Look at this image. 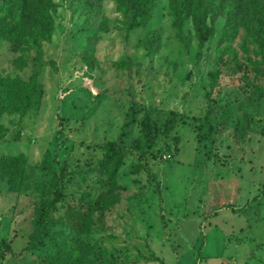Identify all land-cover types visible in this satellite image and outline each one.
<instances>
[{
    "label": "rangeland",
    "instance_id": "1",
    "mask_svg": "<svg viewBox=\"0 0 264 264\" xmlns=\"http://www.w3.org/2000/svg\"><path fill=\"white\" fill-rule=\"evenodd\" d=\"M36 1L0 7V77L44 91L0 114V264H264V14L158 0L129 31L117 0H50L45 40Z\"/></svg>",
    "mask_w": 264,
    "mask_h": 264
},
{
    "label": "trees",
    "instance_id": "2",
    "mask_svg": "<svg viewBox=\"0 0 264 264\" xmlns=\"http://www.w3.org/2000/svg\"><path fill=\"white\" fill-rule=\"evenodd\" d=\"M19 0H0L1 11L4 10L3 6L9 4H15ZM119 6L126 13L132 15V22L129 25V31L137 29H143L148 26L153 17V10L158 0H117ZM253 4L257 11H259V17L264 14V0H246ZM215 5V3H211ZM33 6L36 12V23L38 35L45 40H50L51 28L53 26L52 16L50 13L51 9H54V5L50 0H39L33 2ZM36 6V7H35ZM0 11V12H1ZM24 30L26 25L21 19L16 28H13L10 33H14L16 30ZM198 35L202 43L209 40L214 35V31L209 29L206 25L205 19L202 17L198 20ZM215 80H213L214 83ZM44 91L37 81V77H32L29 81H23L21 79H8L0 77V114L4 112H18L20 115H27L30 112H37L41 107V100L43 98ZM143 132L146 142L151 145L156 140L154 133V125L149 119H145L142 123ZM180 138H175L176 147L179 145ZM108 154L114 155V153H120V148L115 143H107L104 147ZM103 166H107L108 163H102ZM119 166V165H118ZM117 166V169L119 168ZM55 203H58L62 199V194L56 192ZM48 216V208L46 203H41L38 208V224L39 226L44 225ZM12 252V248L9 244L5 247L0 248V258L5 253ZM56 258V257H53ZM157 259V258H156ZM58 264V263H53Z\"/></svg>",
    "mask_w": 264,
    "mask_h": 264
}]
</instances>
